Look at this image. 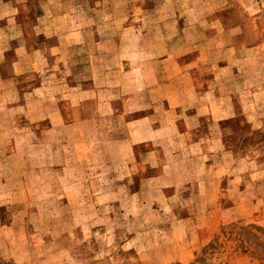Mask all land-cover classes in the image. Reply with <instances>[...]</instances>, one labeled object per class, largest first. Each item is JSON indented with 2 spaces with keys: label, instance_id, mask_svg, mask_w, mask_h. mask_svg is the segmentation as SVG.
I'll use <instances>...</instances> for the list:
<instances>
[{
  "label": "rangeland",
  "instance_id": "374dc122",
  "mask_svg": "<svg viewBox=\"0 0 264 264\" xmlns=\"http://www.w3.org/2000/svg\"><path fill=\"white\" fill-rule=\"evenodd\" d=\"M0 264H264V0H0Z\"/></svg>",
  "mask_w": 264,
  "mask_h": 264
}]
</instances>
